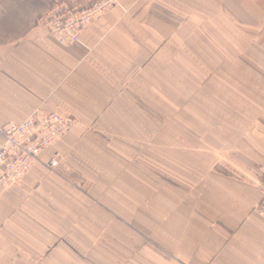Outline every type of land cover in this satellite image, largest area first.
<instances>
[{
	"label": "crops",
	"instance_id": "obj_1",
	"mask_svg": "<svg viewBox=\"0 0 264 264\" xmlns=\"http://www.w3.org/2000/svg\"><path fill=\"white\" fill-rule=\"evenodd\" d=\"M50 5L0 0V128L78 127L0 186V264H264V0H118L70 45L37 26Z\"/></svg>",
	"mask_w": 264,
	"mask_h": 264
},
{
	"label": "built area",
	"instance_id": "obj_2",
	"mask_svg": "<svg viewBox=\"0 0 264 264\" xmlns=\"http://www.w3.org/2000/svg\"><path fill=\"white\" fill-rule=\"evenodd\" d=\"M118 0H53L49 9L36 21L58 42L79 43L82 33L97 16L109 12ZM77 125V121L58 113H33L21 123H9L0 128V186L19 187L40 154L56 145ZM58 159L46 166L57 168ZM260 201L255 210L264 218V176L258 175Z\"/></svg>",
	"mask_w": 264,
	"mask_h": 264
},
{
	"label": "rangeland",
	"instance_id": "obj_3",
	"mask_svg": "<svg viewBox=\"0 0 264 264\" xmlns=\"http://www.w3.org/2000/svg\"><path fill=\"white\" fill-rule=\"evenodd\" d=\"M48 1L50 3L53 0H48ZM255 33H256L255 36L264 38V28H262V27L257 28L255 30ZM242 35H245V34L242 33ZM251 35H253V32L251 33ZM256 46H257L256 47L257 48V62L260 63L261 65H263L264 64V45H256ZM257 82H259V83L257 84V89H256V92H257V96H256L257 97V109H256L257 111H256V116H255L256 117V129H257V133H260V134L263 133L264 134V89H263L264 81L261 78L257 77ZM245 85L248 86L247 84H245ZM246 86H243L245 88H241V91H242V95L246 99H248L249 93H248V90H247L248 88ZM244 106H248V103H246ZM245 110H247V108ZM253 118L254 117H252V116H251L250 119L246 118L247 127H249L250 129L252 128V126H254V119ZM163 125H162V130L164 128L167 130L169 125L166 124V122H164ZM76 127H78V122H77ZM176 131L183 132V131H180L178 126H176ZM86 134L90 135V136H94V133H92L90 131H87ZM263 141L264 140H262L261 142H263ZM195 143L196 142H194V145H193L194 146V150L198 154H206V155H208V158H207V161H206L209 164L208 167L216 168L218 171H220V169H221L222 172L224 171V168H238V167L235 166V164L232 161V159L229 160V159L226 158L227 151H224L225 149L222 148V150H220V151H214L213 149L211 150V149H209V148H207L205 146H202L200 143L199 144H195ZM254 168H261V167L260 166H255ZM263 176H264V174H263Z\"/></svg>",
	"mask_w": 264,
	"mask_h": 264
}]
</instances>
